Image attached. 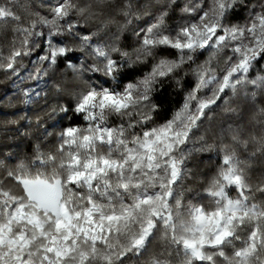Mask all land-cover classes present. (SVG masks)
Here are the masks:
<instances>
[{
	"label": "snow or ice",
	"instance_id": "obj_1",
	"mask_svg": "<svg viewBox=\"0 0 264 264\" xmlns=\"http://www.w3.org/2000/svg\"><path fill=\"white\" fill-rule=\"evenodd\" d=\"M18 8L35 17L29 26ZM177 10L183 23L172 27L168 20ZM244 10L243 25L229 22ZM136 22L146 26L131 28L138 46L129 53L120 41ZM9 25L23 39L0 70L20 83L40 82L61 59L74 74L106 79L73 92L71 108H60L69 121L84 123L63 127L54 153L38 145L30 164L20 162L0 177V264H137L157 233L159 251L146 264H175L176 258L180 264H264V203L252 202L255 193L264 196V172L255 188L249 175L254 165L264 168V102L258 99L264 97V0H58L51 17L35 11L32 0H0V32ZM91 25L94 31L87 30ZM38 38L45 39L44 55L32 62L34 72L20 77L17 64L41 46ZM189 74L195 84L181 107L149 127L162 110L157 98L165 83L182 90ZM69 87L57 84L56 92ZM21 91L26 105L41 95ZM221 101L238 118L221 130L220 163L204 188L212 207L185 206L183 181L196 175L188 163L211 150L197 134ZM245 111L252 112V131L243 123ZM47 115L53 118L56 109ZM20 119L31 126L29 116ZM35 128L51 135L40 116Z\"/></svg>",
	"mask_w": 264,
	"mask_h": 264
},
{
	"label": "trees",
	"instance_id": "obj_2",
	"mask_svg": "<svg viewBox=\"0 0 264 264\" xmlns=\"http://www.w3.org/2000/svg\"><path fill=\"white\" fill-rule=\"evenodd\" d=\"M187 0H179V3L183 5ZM58 3V0H32V6L35 11H38L41 15L51 17V8ZM44 6H41V5ZM252 5L249 4V7ZM17 13L22 17V25L29 26L35 17L30 16L22 9H17ZM247 10L239 12V14L231 19L229 22L232 24L243 25L246 22ZM75 19V17H73ZM122 22V18H118ZM183 20L179 17V12L172 14L168 20V24L175 27L178 24H182ZM146 26L143 22H136L130 26V30L125 32L121 38L120 44L123 50L129 53L133 52V49L137 47V38L131 31V28L144 27ZM13 25H9L6 32H0V56L3 57L2 62L5 66L7 64V57L10 56L13 46L16 48L20 47V41L23 39L22 36L15 37L12 32ZM95 25H91L88 31H94ZM47 33V29H40ZM115 25L111 26V31L115 32ZM62 39L57 37L56 40ZM15 40V45L13 41ZM38 43L41 45L33 53L31 57H24L22 63L17 64L19 69L20 77H27L30 72H34L33 63L37 60L39 55H44V48L46 47L45 39L38 38ZM64 43H71L70 38L65 39ZM72 46H75L74 44ZM165 55H169L170 58L175 57V50H167ZM77 57H81L83 60H87L91 63V58L86 53L77 51L75 53ZM113 55L119 59V54L113 53ZM208 53H205L199 58L198 63H202L207 59ZM159 57H157L158 59ZM77 68L80 67V61H75ZM264 63V61H262ZM150 66V65H149ZM218 68L223 67V61L221 60L217 64ZM27 69V71H25ZM146 70V69H145ZM140 72L136 76H132L129 79H125L120 83V87L131 80L135 82L138 76L142 75ZM255 72H253V75ZM92 77L89 80V77ZM183 77V73H181ZM106 78L101 73H83L74 74L72 69L65 66V62L61 59L58 61L57 66L48 70L47 76H44L40 82L25 79L23 83H20V78L13 76L11 71L0 70V162H3V167H0V177L6 174L7 169L14 168L18 163L24 162L30 164L35 156L36 148L39 145L41 152L46 155L54 153L57 147L56 135L62 130L63 127L69 123L83 124V120L79 117H73L72 121H69L68 116H64L60 113V108L68 106L71 108L74 103L73 92H79L86 90L89 83H95L99 86L100 82H103ZM46 81V83H45ZM70 83L69 87L65 92L57 94L56 85ZM195 84V77L189 74L187 76V82L183 89H177L175 84L165 83L163 92L157 98V102L161 103L162 110L154 118V122L149 124V127H153L156 124H161L167 119H171L173 114L181 107L184 102V98L188 91ZM109 86H112V82L109 81ZM21 90H28L30 93L35 90L41 93L40 97L33 95V101L30 104H24L23 101L26 99L22 95ZM259 100L264 102V97H259ZM47 106V107H45ZM232 107H236V103L232 104ZM55 108L57 115L49 119L47 113ZM29 116L31 118V126H29L28 120L20 119L21 116ZM72 115L71 111L68 113ZM210 119H206L202 128L200 129L198 136H205L207 144L204 146L211 150H205L203 152H197L194 154L192 161H189L188 167L192 168L196 175L188 177L183 181V203L185 206L188 205L189 201L193 204L201 205L206 209L212 207L210 201L203 195L204 188L207 186L210 179L215 175L217 167L220 163L217 150L220 147V134L222 129H226L229 124L233 123L238 118L237 113H229L225 111L223 102H220V106L216 107L215 110L209 114ZM251 111H245L243 123L247 127L248 131H252V125L249 124V118L251 117ZM40 116L44 122V126L48 127V132L51 135L44 136L40 130L35 128L36 117ZM111 123H116V119L112 118ZM18 130V131H17ZM137 131H140L137 129ZM258 132L259 129L257 128ZM229 139L226 137L224 143H228ZM196 147H201L200 144H196ZM252 151V148H249ZM246 153H241L243 158ZM264 172V168L260 165H254L253 170L249 173L251 176V183L254 188L258 183L261 173ZM231 195L235 196L236 193L233 191ZM258 204L264 203V196L259 193H255V200L252 201ZM160 234L157 233L156 239L153 240L149 246L148 252L140 258L137 264H146L151 255L159 251ZM239 246V243L237 244ZM133 264V262H129ZM175 264H180V258H176Z\"/></svg>",
	"mask_w": 264,
	"mask_h": 264
}]
</instances>
